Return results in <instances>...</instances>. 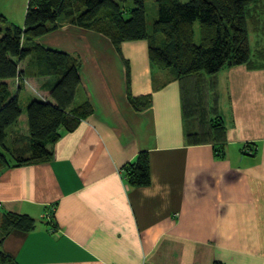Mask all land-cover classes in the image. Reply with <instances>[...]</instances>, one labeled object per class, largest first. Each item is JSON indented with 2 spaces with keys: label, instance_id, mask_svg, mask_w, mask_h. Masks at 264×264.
Listing matches in <instances>:
<instances>
[{
  "label": "crops",
  "instance_id": "crops-1",
  "mask_svg": "<svg viewBox=\"0 0 264 264\" xmlns=\"http://www.w3.org/2000/svg\"><path fill=\"white\" fill-rule=\"evenodd\" d=\"M28 3L0 0V15L24 28ZM250 10L252 66H263L215 75L176 79L152 64L149 42L117 49L76 28L43 37L82 61L74 105L92 113L62 130L48 162L18 166L7 156L0 214L36 226L5 237L0 252L13 264H264V0ZM17 83L8 81L14 96ZM43 94L52 101L46 87ZM138 99L150 105L135 107ZM26 108L8 132L12 147L27 144L15 137L29 136ZM218 117L221 156L190 136L213 139L209 123ZM248 143L254 156L243 152ZM143 152L151 183L132 187L125 167Z\"/></svg>",
  "mask_w": 264,
  "mask_h": 264
},
{
  "label": "trees",
  "instance_id": "trees-1",
  "mask_svg": "<svg viewBox=\"0 0 264 264\" xmlns=\"http://www.w3.org/2000/svg\"><path fill=\"white\" fill-rule=\"evenodd\" d=\"M259 0H157V15L149 29L146 0H30L24 28L10 25L0 15V168L7 166L12 156L18 166L45 163L51 160L49 145L61 137L62 130L73 131L80 119L87 118L92 108L84 104L74 109L81 83V64L68 53L33 49V43L59 30L62 21L109 37L119 49L127 41L148 40L150 60L176 79L197 75H215L223 69L241 65L252 66L253 53L248 33L249 7ZM133 5L132 8L129 6ZM201 26V44H195V23ZM111 31L110 35L106 31ZM163 38V39H160ZM29 46H32L29 48ZM264 56V53H261ZM33 57L36 73L54 79L47 84L52 101L32 100L27 106L29 136L17 140L27 144L11 150L8 132L22 116L19 96H14L9 80L20 76L19 64ZM38 71V72H37ZM21 76H23L21 71ZM135 107H148L145 99L132 101ZM193 121L191 120V124ZM214 129L213 139L208 135H190L197 144L213 143L224 139L220 117L209 123ZM220 156L222 152H219ZM218 153V154H219ZM132 187H146L151 183L150 159L146 152L135 163L125 167ZM36 222L29 216L0 214V241L14 231L28 233ZM12 257L0 252V264H13Z\"/></svg>",
  "mask_w": 264,
  "mask_h": 264
},
{
  "label": "rangeland",
  "instance_id": "rangeland-1",
  "mask_svg": "<svg viewBox=\"0 0 264 264\" xmlns=\"http://www.w3.org/2000/svg\"><path fill=\"white\" fill-rule=\"evenodd\" d=\"M156 1L157 0H146V7H147V14H148V24H149V29L150 30L152 29V26H153V24L155 22V18H156V15H157V3H156ZM180 1L181 2H188L190 0H180ZM261 1H263V0H259L258 2H255L252 5H250L249 11H251L250 8L252 6L257 5ZM132 7H133V5L129 6V8H132ZM250 13L253 15L252 11ZM250 13H249L248 19L251 16ZM10 25H12V24H10ZM252 25L254 27L256 26L254 23H252ZM247 26H248V24H247ZM74 28L81 29V30L84 29L86 31H91V32H94V33H96L98 35H101V36L105 37L106 39H108V41L114 47H116L115 46L116 44L109 37H107L105 34L98 33L94 29L89 30L88 28H84V27H82L80 25H75V24H73V22L71 21L70 18H68L67 20L62 21L61 24H60V26H59V30H57V31H55L53 33H50L49 35H52V34L58 32V31L60 32L61 35H68V29H70V31H71V30H74ZM194 30H195V44L196 45H200L201 44V26H200V23L199 22H196L195 23ZM106 32L109 35H110V33H112L110 30L109 31L107 30ZM248 33H249V35H251V31L249 30V27H248ZM41 39L42 38L37 39L33 43V49L38 48L41 51H43V50L44 51L54 50V49L50 48L46 43L41 42ZM160 39H163V38L160 37ZM140 41L143 42V43H146V44L148 43V40H140ZM140 41H127L125 43H128V42H140ZM122 44L119 45V47H118L119 49L121 48V45ZM258 46L259 45L257 43V47ZM31 47L32 46H29V48H31ZM145 47H146V45H145ZM71 57H73L74 59H76L81 64V70H82V67H83L82 61L79 58H77L76 56L71 55ZM32 58L33 57H30L26 61L20 63V70L22 71L23 76L21 77V81H20L21 82V85H19V83H17V88L19 89L18 90L19 91L18 92V95H21L22 94L23 89H26V91L28 92V93H24L22 95V97H21V100H20L21 107H22L23 111H25L26 104L32 98H35V99L37 98V99H42V101H47L48 100V97H47L48 95L47 96L44 95L43 94V90H45V87L47 86L48 83L52 85V83L55 81L54 79H49L47 77L39 76L36 73V70H35L36 69V64L34 63V60ZM14 85L16 86V84H14ZM20 92H21V94H20ZM77 95H78V93H77ZM81 106H83V105H74L73 108L76 109V108H80ZM26 110H27V108H26ZM24 118L25 119L27 118V113L25 114ZM15 137L18 139V138H21L22 135H21V133H18ZM9 142L12 144L11 140H8V144H10ZM253 146H255V144H253V143L246 144L244 146V148H243V152L246 153V154H248V155H253L254 156V152L255 151H254ZM11 148H12L11 150L13 151V150L17 149L18 147H12L11 146ZM0 151L3 153L2 150H0Z\"/></svg>",
  "mask_w": 264,
  "mask_h": 264
},
{
  "label": "bare ground",
  "instance_id": "bare-ground-1",
  "mask_svg": "<svg viewBox=\"0 0 264 264\" xmlns=\"http://www.w3.org/2000/svg\"><path fill=\"white\" fill-rule=\"evenodd\" d=\"M19 66V68H20V64L18 65ZM19 72H20V76L18 77V81H19V83H20V81H21V70L19 69Z\"/></svg>",
  "mask_w": 264,
  "mask_h": 264
}]
</instances>
